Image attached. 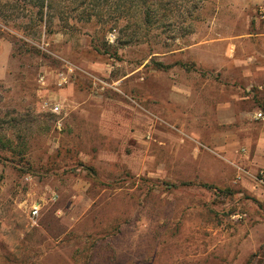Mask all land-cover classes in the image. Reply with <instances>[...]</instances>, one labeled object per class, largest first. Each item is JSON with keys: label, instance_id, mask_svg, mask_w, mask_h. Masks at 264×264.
Wrapping results in <instances>:
<instances>
[{"label": "rangeland", "instance_id": "1", "mask_svg": "<svg viewBox=\"0 0 264 264\" xmlns=\"http://www.w3.org/2000/svg\"><path fill=\"white\" fill-rule=\"evenodd\" d=\"M69 1L0 20V264H264V201L213 140L216 102L264 110V0Z\"/></svg>", "mask_w": 264, "mask_h": 264}, {"label": "crops", "instance_id": "2", "mask_svg": "<svg viewBox=\"0 0 264 264\" xmlns=\"http://www.w3.org/2000/svg\"><path fill=\"white\" fill-rule=\"evenodd\" d=\"M233 96L236 98L237 95ZM233 96L227 101L222 102L220 100L214 104L215 119H218L220 124L232 126L233 130L225 129L217 132L214 134L213 140L215 142L222 141L221 146L218 147L219 150H225L236 159L234 164H238L239 178L235 181L241 183L248 192L256 196L258 201H264V110L260 108L234 110L232 108ZM239 98L246 100L247 96ZM112 104L106 103L105 108L99 107L101 112L98 124L103 117H107L108 119L121 121L122 124L120 123L119 127L120 125L126 126L127 124H123L124 119L119 113L124 112L125 115L130 114L133 116L134 109L126 105ZM223 111L224 114L221 113ZM86 115L88 117V112ZM236 120H240L237 123L239 126L234 124ZM254 120L257 122L255 123ZM97 128L101 134L110 135L108 133L110 131H106L105 125L97 126ZM119 132V128H117L111 135L118 137ZM242 148L244 149L243 152L241 151Z\"/></svg>", "mask_w": 264, "mask_h": 264}, {"label": "trees", "instance_id": "3", "mask_svg": "<svg viewBox=\"0 0 264 264\" xmlns=\"http://www.w3.org/2000/svg\"><path fill=\"white\" fill-rule=\"evenodd\" d=\"M68 1V0H67ZM87 0H72L70 4H75V5H81L86 4ZM94 1V0H92ZM129 2H132V0H129ZM68 6V5H66ZM72 8H76L73 5ZM89 8H92L93 6H96V4H92L91 6L86 5ZM152 4H147V9L144 11V21L148 24L151 22L153 15L156 14L157 10L159 7H162L160 5L156 9L152 7ZM59 14L63 17L65 15V10H62L59 8V0H57V3L54 2V0H0V20L3 22H9V21H15V20H27V23L32 24V27L41 25L44 26L45 28L49 27L48 24L51 23V16L52 12L58 11ZM93 11V13L88 12L86 14L87 20H90L92 18L91 15H96L97 18L100 17V14L97 13V11ZM51 20V21H50ZM118 21V18H114V21H112L110 28H112ZM31 26V25H30ZM191 29H188V32ZM2 35V30L0 28V36ZM253 256H251V260H249V264H252V259ZM260 262V261H259Z\"/></svg>", "mask_w": 264, "mask_h": 264}, {"label": "built area", "instance_id": "4", "mask_svg": "<svg viewBox=\"0 0 264 264\" xmlns=\"http://www.w3.org/2000/svg\"><path fill=\"white\" fill-rule=\"evenodd\" d=\"M256 14L258 17L263 18L264 17V4L260 5L257 10H256ZM72 71V68L69 67L67 68L66 72H61L58 74V82H57V86L61 87L65 84H67L69 82V74ZM42 106L45 109H49L51 112L55 113V114H59L61 113L62 107L61 104L57 101L52 102L50 99H44L42 101ZM243 148L241 149V151L243 152ZM239 177V175L237 176ZM39 211L38 206L34 205L32 207L31 213L32 215H37Z\"/></svg>", "mask_w": 264, "mask_h": 264}]
</instances>
